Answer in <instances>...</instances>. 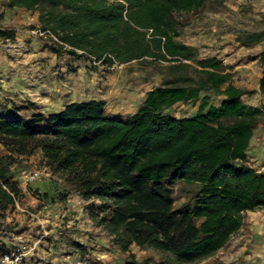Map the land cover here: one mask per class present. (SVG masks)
<instances>
[{"label": "trees", "instance_id": "obj_1", "mask_svg": "<svg viewBox=\"0 0 264 264\" xmlns=\"http://www.w3.org/2000/svg\"><path fill=\"white\" fill-rule=\"evenodd\" d=\"M208 1L8 0L12 10L39 13L55 54L109 67L146 60L168 64L175 81H187L182 72L195 63L202 78L194 85L152 89L129 116H108L106 103L97 100L47 115L25 117L16 107L0 111L2 213L22 195L12 166L38 151L51 173L84 201L100 202L89 218L123 254L136 246L159 253L162 264H200L228 247L248 212L264 210V173L247 165L264 108L244 103L250 92L233 85L218 59L197 60L193 47L177 41L178 16L198 12ZM15 38V31L0 30V40ZM263 40V32L252 33L241 43L253 47ZM259 89L264 103V69ZM203 92L223 96L220 105L201 98ZM179 103L200 104L193 117L165 113ZM174 182L198 187L192 204L180 211Z\"/></svg>", "mask_w": 264, "mask_h": 264}, {"label": "rangeland", "instance_id": "obj_2", "mask_svg": "<svg viewBox=\"0 0 264 264\" xmlns=\"http://www.w3.org/2000/svg\"><path fill=\"white\" fill-rule=\"evenodd\" d=\"M6 1L0 0V30L15 31L16 38L0 40L2 112L16 107L25 117L47 115L70 103L97 99L106 103L108 116H129L138 111L152 89L194 85L202 78L195 63L182 72L189 77L187 81H175L177 73L168 70V64L146 60L109 67L66 52L55 54L47 47L52 41L41 31L39 13L12 10ZM178 21L177 41L193 47L197 60L218 59L232 74L233 85L250 92L243 96L244 103L264 108L259 89L264 40L253 47L241 43L249 34L264 33V0H209L200 11L178 16ZM204 96H209V103L215 106L223 99L203 92L201 98ZM199 104L179 103L165 113L179 119L193 117ZM259 128L264 129V122ZM0 151L4 152L2 148ZM259 162L250 161L256 167ZM23 170L39 172L40 180L26 184L21 177ZM11 175L19 182L22 195L14 209L0 211V264L5 252L22 244L31 248L29 264H75L77 260L88 264L163 263L159 253L136 246L127 254L121 253L89 218V212L99 210L100 202L84 201L60 175L51 173L39 151L20 158L12 166ZM171 188L177 211L190 206L198 191L197 186L183 182H174ZM251 226L247 213L244 226L228 247L200 264H264L254 259L245 261L255 244ZM96 253H107L108 259Z\"/></svg>", "mask_w": 264, "mask_h": 264}, {"label": "crops", "instance_id": "obj_3", "mask_svg": "<svg viewBox=\"0 0 264 264\" xmlns=\"http://www.w3.org/2000/svg\"><path fill=\"white\" fill-rule=\"evenodd\" d=\"M6 3L8 5V0L6 1ZM19 10H22V9H19ZM76 103H84V102H76ZM62 110L63 109L59 110L58 112ZM112 117H116V116H112ZM255 134L256 135H254L253 139L251 140L250 147L247 151V156H248L247 165L252 167L254 170H256L259 173H264V142H263L264 141V129L263 128L257 129L255 131ZM39 153L41 152L39 151ZM253 160L255 162L260 161L258 163V167L251 165L250 161H253ZM262 212H264V210L248 212V214H250V220L252 221V226H251L252 232L251 233L253 237L255 238V244L251 247V253L249 252L250 254L246 255L248 259H246L245 261L249 259H254L257 261L260 260L261 262H264V213ZM97 255L98 257L104 256V257H107L106 259H108V256H106L107 253H98ZM97 259L98 261H101L99 258Z\"/></svg>", "mask_w": 264, "mask_h": 264}, {"label": "built area", "instance_id": "obj_4", "mask_svg": "<svg viewBox=\"0 0 264 264\" xmlns=\"http://www.w3.org/2000/svg\"><path fill=\"white\" fill-rule=\"evenodd\" d=\"M21 177L26 184L40 180V174L37 171H21ZM31 255V248L22 244L15 250H8L5 252L1 259V264H29V256ZM75 264H88L86 260H77Z\"/></svg>", "mask_w": 264, "mask_h": 264}]
</instances>
